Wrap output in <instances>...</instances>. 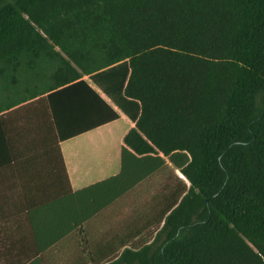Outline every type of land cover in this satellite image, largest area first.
<instances>
[{"label": "trees", "instance_id": "obj_1", "mask_svg": "<svg viewBox=\"0 0 264 264\" xmlns=\"http://www.w3.org/2000/svg\"><path fill=\"white\" fill-rule=\"evenodd\" d=\"M85 76L135 126L121 172L76 194L98 212L166 158L190 183L106 264H264V0H0V113L47 94L58 141L119 118Z\"/></svg>", "mask_w": 264, "mask_h": 264}, {"label": "crops", "instance_id": "obj_2", "mask_svg": "<svg viewBox=\"0 0 264 264\" xmlns=\"http://www.w3.org/2000/svg\"><path fill=\"white\" fill-rule=\"evenodd\" d=\"M84 79L119 118L58 141L47 94L0 113L13 142L0 165V264H106L142 237L154 239L168 196L182 186L153 198L145 194V184L163 168L180 172L166 158L161 169L98 212L91 193L76 194L121 172L123 139L135 126L90 76ZM34 124H46L50 134L28 135Z\"/></svg>", "mask_w": 264, "mask_h": 264}, {"label": "rangeland", "instance_id": "obj_3", "mask_svg": "<svg viewBox=\"0 0 264 264\" xmlns=\"http://www.w3.org/2000/svg\"><path fill=\"white\" fill-rule=\"evenodd\" d=\"M179 183H181L182 186L186 185L187 189L189 188V182L185 178L180 176V172L177 170L175 171L173 168L167 166L160 170L145 184L144 189L146 191L144 192L149 196V198H153L164 189L169 192L172 189H170V187L178 185ZM151 238V236L142 237V239L140 238L141 240L135 243L133 247H139L142 244L148 242V240H150Z\"/></svg>", "mask_w": 264, "mask_h": 264}, {"label": "bare ground", "instance_id": "obj_4", "mask_svg": "<svg viewBox=\"0 0 264 264\" xmlns=\"http://www.w3.org/2000/svg\"><path fill=\"white\" fill-rule=\"evenodd\" d=\"M183 175V174H182ZM183 177H185L184 175H183Z\"/></svg>", "mask_w": 264, "mask_h": 264}]
</instances>
